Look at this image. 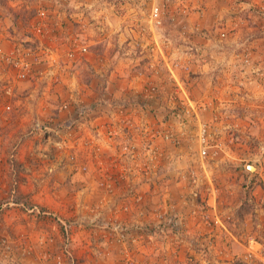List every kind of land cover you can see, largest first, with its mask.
<instances>
[{"label": "rangeland", "instance_id": "1", "mask_svg": "<svg viewBox=\"0 0 264 264\" xmlns=\"http://www.w3.org/2000/svg\"><path fill=\"white\" fill-rule=\"evenodd\" d=\"M232 1L242 12L250 3ZM205 2L10 7L0 264H262L264 3L231 43Z\"/></svg>", "mask_w": 264, "mask_h": 264}, {"label": "crops", "instance_id": "2", "mask_svg": "<svg viewBox=\"0 0 264 264\" xmlns=\"http://www.w3.org/2000/svg\"><path fill=\"white\" fill-rule=\"evenodd\" d=\"M32 1H35V0H32ZM92 1V0H91ZM205 0H195V4H196V7H195V9H197V8H199L200 6H202V5H200V3L199 2H201V4L204 2ZM235 1H241V0H235ZM250 3H249V5L248 6H245V8H246V10L244 11V12H242V11H240L241 10V8H243L244 6H240L241 4H239V5H232V6H230L228 9L226 8V6H227V3L228 2H233L232 0H206V2H205V4H206V7H207V9H205V11L206 12H209V14H212V15H214V13H215V11L217 10V11H219L218 13H216L215 15H216V18L217 19H221V18H224L225 20H226V22H224V23H222V24H224L225 25V27H222L220 30H221V32L223 33L224 31H229L230 33H229V41H231V43H232V41L233 40H235V39H240V29L242 28V25H243V22H244V20L242 19V17L243 16H245L244 18L245 19H248L247 18V16L248 15H244V14H247V13H250V14H254V15H256V16H251L250 14H249V17L251 18V19H248L250 22H252L253 21V19H258V18H260L261 19V15H262V10L260 9V7H257V4H260V3H264L263 1L264 0H248ZM259 2V3H258ZM26 3H28V0H6V4H8L9 6V9H8V15L5 17L4 16V14H3V12H2V10H1V8H2V6H3V1L2 2H0V50L1 51H3L4 50V52H6L8 49H10L11 48V44L13 45L14 44V46L13 47H15V43L13 42V40L12 39H14L13 38V36L11 35V31H9L8 30V28L7 27H2V25L5 23V22H7L6 24H8V27H9V25H11V27H12V29H15L16 31H17V29H18V27H17V25H14V22H16V23H18L19 21H14V18L12 17V13H13V10L10 8V7H12L15 11H17V10H19L20 8H22V7H24V6H28ZM223 4V5H222ZM220 5H222L221 6V9L219 8V6ZM245 5V4H244ZM73 6V5H72ZM4 7V6H3ZM65 7H66V5H65ZM193 7V6H192ZM67 10V9H66ZM62 11V14H64L65 12V10H61ZM70 11H73V9H70ZM12 12V13H11ZM193 12L194 13H198V11H195V10H193ZM89 14L90 15H92L91 14V12H89ZM104 14V13H103ZM102 14V15H103ZM78 19H81L82 18V14H80L79 12H77L76 14H74ZM74 15H72V14H70V16L71 17H73ZM65 18H66V22H64V23H67L68 21L69 22H73L72 20H71V18L70 17H68L67 16V14H66V16H65ZM87 18V17H86ZM78 19H76L75 21H77ZM84 19V18H83ZM241 19L243 20V21H241ZM254 22H256V21H254ZM253 22V23H254ZM38 26V25H37ZM62 26H60V28H61ZM39 28V27H38ZM11 29V28H10ZM11 29V30H12ZM18 34H21V32H18ZM88 34L90 35V36H85L86 37V39H88L89 37V42H93V41H95L94 40V38H91V36L92 37H97V35H98V33H96V31H95V29L94 28H91V31L90 32H88ZM130 35V32H128V33H122L121 34V38H118L119 40L118 41H120V42H123L126 38H127V36H129ZM226 36H227V34H226ZM228 37V36H227ZM85 39V40H86ZM131 43V45L133 44V42H130ZM134 45V44H133ZM132 49V48H131ZM129 51H125L124 53H128ZM137 53H135L136 54V56H137V58L135 59V62L136 63H140L139 62V60L140 59H138V56H142V52H141V49H138V51H136ZM124 62L125 61H121V63L122 64H124ZM142 66V65H141ZM123 67H124V65H123ZM123 69H125V68H123ZM249 224H250V222H249Z\"/></svg>", "mask_w": 264, "mask_h": 264}, {"label": "built area", "instance_id": "3", "mask_svg": "<svg viewBox=\"0 0 264 264\" xmlns=\"http://www.w3.org/2000/svg\"><path fill=\"white\" fill-rule=\"evenodd\" d=\"M159 14H160V9L159 7H154L152 12H151V20L153 21V23H159L160 22V18H159ZM83 50H87V47H83ZM199 140L202 146L201 152L202 154H206L207 153V149L210 147V143H209V138H208V130H207V126L206 124H201L200 125V132H199ZM259 247L258 248H262V251L257 254L259 256V259L261 261L262 264H264V245L262 243H258Z\"/></svg>", "mask_w": 264, "mask_h": 264}, {"label": "water", "instance_id": "4", "mask_svg": "<svg viewBox=\"0 0 264 264\" xmlns=\"http://www.w3.org/2000/svg\"><path fill=\"white\" fill-rule=\"evenodd\" d=\"M248 169L252 171V169H251V165H248Z\"/></svg>", "mask_w": 264, "mask_h": 264}]
</instances>
